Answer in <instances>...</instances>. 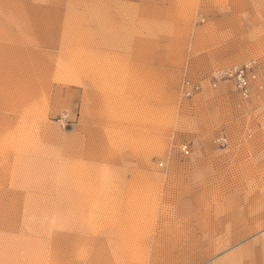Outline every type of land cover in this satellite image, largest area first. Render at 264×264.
<instances>
[{"label":"rangeland","instance_id":"1","mask_svg":"<svg viewBox=\"0 0 264 264\" xmlns=\"http://www.w3.org/2000/svg\"><path fill=\"white\" fill-rule=\"evenodd\" d=\"M247 65L264 0H0V264H264Z\"/></svg>","mask_w":264,"mask_h":264},{"label":"built area","instance_id":"2","mask_svg":"<svg viewBox=\"0 0 264 264\" xmlns=\"http://www.w3.org/2000/svg\"><path fill=\"white\" fill-rule=\"evenodd\" d=\"M223 77L231 80L241 99L250 100L255 94L264 93V78L261 77L254 65L235 68L223 74ZM187 156L190 151L188 146L181 150Z\"/></svg>","mask_w":264,"mask_h":264},{"label":"bare ground","instance_id":"3","mask_svg":"<svg viewBox=\"0 0 264 264\" xmlns=\"http://www.w3.org/2000/svg\"><path fill=\"white\" fill-rule=\"evenodd\" d=\"M24 86V85H23ZM26 86V85H25ZM29 87V86H28ZM29 89V88H28ZM25 90V89H24ZM108 263V262H107ZM104 264V263H103ZM109 264V263H108Z\"/></svg>","mask_w":264,"mask_h":264}]
</instances>
